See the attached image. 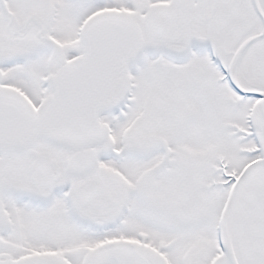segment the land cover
Instances as JSON below:
<instances>
[{"label":"snow or ice","instance_id":"6c2138e0","mask_svg":"<svg viewBox=\"0 0 264 264\" xmlns=\"http://www.w3.org/2000/svg\"><path fill=\"white\" fill-rule=\"evenodd\" d=\"M0 264H264V0H0Z\"/></svg>","mask_w":264,"mask_h":264}]
</instances>
